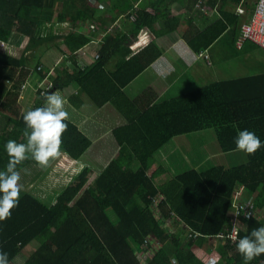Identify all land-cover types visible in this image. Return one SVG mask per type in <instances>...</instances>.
<instances>
[{
  "label": "trees",
  "instance_id": "16d2710c",
  "mask_svg": "<svg viewBox=\"0 0 264 264\" xmlns=\"http://www.w3.org/2000/svg\"><path fill=\"white\" fill-rule=\"evenodd\" d=\"M138 1L0 0V42L4 48L6 45L15 48V44L17 49H22L21 56L16 57L0 48V116L3 118L0 171L6 170L9 160L5 143L10 139L26 143L24 113L18 98L31 73L36 71L40 78L31 109L42 107L47 93H63L67 87L74 86L77 94L68 99L69 103L66 101L69 114L76 113L75 107H82L80 95L83 94L96 107L112 105L118 112V122L103 124V130L96 126L84 131L69 118L65 121L67 129L61 137L59 151L87 162L79 174L66 182L63 178L58 181L50 177V184L57 181L54 185L41 184L46 175L42 170H53L50 164L56 156L46 166L32 159L17 165L27 186L32 182L31 176L41 186H54L49 192L55 201L45 203L22 188L18 206L12 209L10 218L0 221V249L8 253L10 264L17 263L34 242L38 247L24 264H144L141 255L150 252L144 248L150 236L160 246L147 264H207L197 256L196 248L208 247L207 243L214 240L221 246V259L216 264H243L236 244L223 242L218 236L229 232L235 223L240 238L253 228L264 226V146L254 154L247 153L248 161L240 165L216 164L201 169L205 165L203 159L181 173L175 171L178 163L188 162L192 154L186 153L182 144L179 149H172L165 161L158 156L159 151L186 135L207 129L216 131L223 153L239 151L234 139L244 129L254 132L264 144V94L233 93L231 81L205 83V79L186 78L184 83L169 80L170 92L161 99L148 81L137 94L126 93V87L134 79H148L151 67L169 77L171 71L162 67L160 61L166 65L180 61L175 53L166 51L161 41L163 35L173 31L168 23L171 14L165 10L168 5L162 9L161 0L158 4L151 2L154 12H150L148 0H142V5H137ZM194 1L197 6L199 0ZM243 1L207 0V8L218 12L217 20L196 32L189 29L185 39L174 30L172 41L178 44L186 41L188 49L200 52L231 31L237 42L243 19L226 10L233 2ZM118 20L123 21L124 30L116 31ZM161 21L164 26L158 30ZM65 24L71 25L70 34L55 32L57 26ZM147 30L158 36H150L149 44L134 50L136 39ZM15 32L29 36L25 48H22L25 38ZM58 45L62 58L49 66L42 59ZM40 47L48 49L35 59ZM34 59L37 61L32 67ZM193 75L189 71V76ZM179 83L183 86L179 87ZM249 105L253 107L251 124H239L242 112L246 118L244 112ZM193 142L195 146L191 150L196 147ZM99 145L100 150L106 148L105 169L90 187L83 189L92 165L85 155L98 153ZM203 152L199 146L195 153ZM158 159L163 164L150 174ZM100 166L97 164L95 168ZM164 175L168 182L160 185L159 176ZM109 212L115 213L117 222ZM170 219L182 229L173 232L166 227ZM191 232L201 235L194 239L189 237ZM251 264H264V255L256 257Z\"/></svg>",
  "mask_w": 264,
  "mask_h": 264
},
{
  "label": "crops",
  "instance_id": "0c3cea01",
  "mask_svg": "<svg viewBox=\"0 0 264 264\" xmlns=\"http://www.w3.org/2000/svg\"><path fill=\"white\" fill-rule=\"evenodd\" d=\"M159 0H148V10L150 12H154L153 7L151 5V2L153 4H158ZM160 8L164 9L169 7L167 12L171 14V17L169 18L168 23L172 27L173 31L177 30L178 33H180L183 38L184 35L189 31L191 32H196L197 29L202 28L203 26H208L210 23L214 22L217 20L219 15L217 14L218 12L215 10V8H210L201 15V13L198 11V8H196V4L194 0H161ZM140 4L137 5H142V0L138 1ZM195 4V7H194ZM245 5V10H246V15L245 17H242L239 13H236L238 7L240 5ZM257 4V0H245L244 2H240V4H234L233 6L229 7L228 6V12L238 15L242 17L243 23L249 18L251 14L254 11L255 5ZM202 11V10H200ZM124 20V19H122ZM122 20H118L119 24L116 26V31L120 28L124 30V24ZM192 20L191 22L193 23L190 26L189 21ZM177 21L180 23L178 24ZM203 23V24H202ZM242 23V24H243ZM164 26V22L161 21L157 25L158 30H162ZM172 31V32H173ZM171 32V35L167 40H165V36L170 34L163 35L164 37H160L161 41L164 42L165 46L168 49V53L172 52L173 54L175 53L176 56L179 57V62L175 63L174 65H171L174 67L173 71H171L169 77H165L162 74H158L157 71L154 68H150V70L147 72L149 74V77L147 79V83H151L152 85L155 86L157 92L160 94V99L162 96L164 97L170 92V83H177L178 81H181L184 83V79L186 78L187 80H197V79H205V83H214L217 81H231V84L233 85V93L239 94V95H245V96H250L252 93H259V94H264V76L260 77L261 75H264V49L260 48L253 42H247L246 45L242 48H238L236 44V38L233 36L231 31L225 32L222 37H220L214 44H212L208 49L206 50H201L200 52L193 51L192 49H188V43L184 41L182 44H178L176 42H173V33ZM17 33V32H15ZM150 32V30H147V32H144L142 36L138 39H136L134 46H132L135 50V48L138 49V47H143V45H147L150 43V36L153 38L158 36ZM239 34V33H238ZM20 36H23L25 39H27L29 36H25L22 34H18ZM29 39V38H28ZM156 39V38H155ZM185 39V38H184ZM138 40V41H137ZM23 40L22 48H25L26 46V41ZM176 43V44H175ZM61 47H64L65 44H61ZM60 46L58 45L57 51L55 53H47L45 57L42 59L43 62H45L47 65L53 66L55 63L57 64L58 61L61 60L62 58V49H60ZM174 46V47H173ZM236 48L237 51H234L233 54H231L229 57V62L228 65H218L219 60V53L223 51L224 48ZM13 50L17 48H12ZM11 48L6 49L7 52L10 54L16 56V53L13 52ZM46 47H40L36 52H35V59H39L40 55L45 51ZM19 52H22V49H18ZM137 51V50H136ZM14 53V54H13ZM95 53V51L93 52ZM204 56V58H203ZM17 57V56H16ZM91 59V58H88ZM115 62L117 59H114ZM170 60V58H169ZM37 61V60H36ZM171 61V60H170ZM204 63H201V62ZM179 68L181 71L178 73V78L177 81L174 80L173 76H175V70ZM193 70V77L189 76V71ZM30 78L32 83L30 82ZM39 75L36 73H31L29 78H28V83H25V87L22 90V93L20 97L18 98V104L22 108H25L23 106V103H29L30 98L33 97L29 93H32V90H35L36 92V87L39 82L38 80ZM40 79V78H39ZM141 78H136L134 79L127 87H126V93H130L132 89H136L138 86L144 85L145 82H140ZM138 80V81H137ZM30 84H35V86H29ZM198 85L200 84L199 82L197 83ZM28 86V87H27ZM71 88L70 92H67L65 94V102L68 101V99H72L74 94H77V88L74 86H69ZM28 88V89H27ZM32 88V89H31ZM27 89V94H29V101L27 100V97H25L23 94L26 92ZM240 92V93H238ZM64 93V92H63ZM133 96V95H130ZM80 100L82 101L83 105L81 108L75 107L74 110L76 112L82 114L83 110H87L89 112V116H82L85 117L88 121L90 120L91 117L97 116L100 117L101 114L106 115L110 109L113 107L112 105H106L103 108H98L95 106V104L84 94L80 95ZM35 104V99L33 101ZM29 105V104H28ZM72 106V105H71ZM73 107V106H72ZM31 105H29V109H31ZM28 109V110H29ZM27 110L22 111V113L26 112ZM252 112H253V107L252 105H249V107L245 110L244 114H246V118H243V112L241 113V119L238 121L239 124L243 125H248L251 124L252 120ZM264 123V121H263ZM96 126H103V123H97L94 127H84V131L90 130V128H95ZM211 133V139L208 141L202 140L200 142H193L190 137L191 134L186 135L182 139L186 138V150L189 153H195L196 149L199 146H202L204 152L202 155L198 157V164L202 163V160L209 158L213 163L215 164H222L224 167H233L235 165H240L243 163H246L248 161V155L246 152L243 151H235V152H229V153H223L221 152L220 146L218 144V139L216 136V131L214 129H207ZM206 131V130H205ZM203 132V131H201ZM199 133V132H198ZM179 140L168 147H171L172 149H179L180 145L182 144V147L184 146L183 140ZM98 143H100V139L97 140ZM191 142L196 144V147L191 150L192 145ZM92 147V146H91ZM101 146H96V149H98V153L92 154V153H87L85 157L87 159H90L92 161L91 168H89L90 173L89 176L92 175V181H96L97 177L99 176V172L103 169H105V163H107V160L105 157L102 155V152L100 150ZM60 156L65 155L68 158H71L69 155H67L64 151H59ZM187 155V154H186ZM58 156V155H57ZM56 156V157H57ZM73 159V158H71ZM74 160V159H73ZM55 161V159H54ZM75 162H79L82 164V167L86 166L85 161L82 160H75ZM101 165L99 168H95V165ZM163 163L161 162L160 159H158L157 163L153 166V168L150 170V174H154L162 165ZM104 165V166H103ZM153 172V173H152ZM162 177V178H161ZM159 176L160 180L165 181L164 176ZM94 183V182H93ZM92 183V184H93ZM91 184V185H92ZM246 197V194H245ZM110 217L114 220V222H117V216L113 212H109ZM264 214V211H263ZM167 225H169L171 228L177 230L182 229L180 226H177L174 222V220L170 219L167 221ZM174 232V231H173ZM208 247H201V248H196V254L200 259H203L205 263L207 264H216L218 261L221 259V255L219 252V248L221 247L219 245V242L217 240L210 241V243H207ZM38 247V244L34 242L33 244H30L24 252V256L20 257L18 259L17 263H12V264H24L28 255L30 253H33ZM159 247V246H158ZM146 255H148L149 258H154L155 255L150 254V252H147ZM174 264H176L174 262Z\"/></svg>",
  "mask_w": 264,
  "mask_h": 264
},
{
  "label": "clouds",
  "instance_id": "9594fccd",
  "mask_svg": "<svg viewBox=\"0 0 264 264\" xmlns=\"http://www.w3.org/2000/svg\"><path fill=\"white\" fill-rule=\"evenodd\" d=\"M166 50L168 51L167 48ZM168 66L171 65L162 67L168 70ZM65 103L61 95L55 92L47 93L42 107L29 109L23 114L25 124L23 136L26 143H18L14 139L5 143L9 160L6 170L0 171V193L3 194L0 196V221L10 218L12 209L19 203L22 186L17 165L32 159L39 165L46 166L51 158L59 154L61 137L67 129L65 121L69 116L65 110ZM234 143L237 150L248 154H254L264 146L260 138L247 129L237 132ZM233 231H237L236 223L233 224ZM236 250L242 256L243 264H251L256 257L264 255V226L253 228L248 235L239 238ZM0 264H10L8 253L2 249Z\"/></svg>",
  "mask_w": 264,
  "mask_h": 264
},
{
  "label": "rangeland",
  "instance_id": "374dc122",
  "mask_svg": "<svg viewBox=\"0 0 264 264\" xmlns=\"http://www.w3.org/2000/svg\"><path fill=\"white\" fill-rule=\"evenodd\" d=\"M204 13H205V11H204ZM73 31V29H72V27H71V25H69V24H65V25H61V26H57L56 28H55V32H60V33H64V34H70L71 32ZM180 34V33H179ZM170 35L171 34H168V35H166L165 36V40H167V38H169L170 37ZM28 38L27 39H25V41H26V44H27V42H28ZM14 46H15V48H17V46L15 45V44H13ZM144 46V45H143ZM174 47V46H173ZM0 48L3 50L4 49V51H7L8 49H12L13 47L11 46V47H8L7 45H6V47L4 48V44H2L1 42H0ZM7 49V50H6ZM136 49V48H135ZM13 50V49H12ZM57 51V49H53V50H50L49 51V53H55ZM234 51H237V49L236 48H233V47H231V48H224L223 49V51H221L220 53H219V57H218V60H219V63H218V65H228V62H229V56L231 55V54H233V52ZM13 52L14 53H16V56L17 57H20L21 56V54H22V52L20 51L19 52V50L18 49H15V50H13ZM13 53V54H14ZM180 56H178V58H179ZM203 58H204V56H203ZM36 64V60L34 59V61L33 62H31V65H32V67H33V64ZM201 63H204L203 61L201 62ZM160 65H162V66H167L166 65V62L165 61H160ZM50 66V65H49ZM173 69H174V67H172V66H168V70H170V71H173ZM167 70V71H168ZM180 69L179 68H177L176 70H175V76H173V78H174V80H176L177 81V78H178V73H180ZM193 71V70H192ZM145 81H147V78L146 77H142L141 79H140V82H145ZM182 81V80H181ZM30 82L32 83V81H31V78H30ZM40 82V81H39ZM181 84H182V86H183V83H179L178 85H179V87L181 86ZM29 85H31V86H33V84H30L29 83ZM28 87V86H27ZM142 87H144V85H141V86H138L136 89H132L131 90V94H137L138 92H140V89L142 88ZM28 89V88H27ZM27 89H25L26 90V92L23 94L25 97H27V100L29 101V94L31 95V96H33V97H31L30 98V101H29V103H23V106H25V108H22V111H24V110H28L29 109V105H31V107H33V105H34V103H33V101H34V99H36V92H34V90H32V93H29V94H27ZM32 89V88H31ZM35 89H37V87L35 88ZM70 90H71V88L70 87H67L66 89H64V93H57V94H59V95H61L64 99H65V94L67 93V92H70ZM45 103V102H44ZM29 104V105H28ZM65 110L68 112V114H69V111H70V107L68 106V104L67 103H65ZM21 111V112H22ZM117 111L112 107L111 109H110V111L106 114V115H103V114H101V116L100 117H97V116H93V117H91L90 118V120L88 121L85 117H82V116H86V117H88L89 116V112H88V109L87 110H83V112H82V114H80V113H78V112H76V113H73L72 115L71 114H69V116H68V118L71 120V121H73V122H75L76 124H78L79 126H80V128H83L84 129V127H94L97 123H103V124H113V123H117L118 122V120H116L117 119ZM3 118H2V116H0V121L2 120ZM100 129L101 130H103L104 129V126H100ZM211 133L208 131V130H206V131H203V132H199V133H197V134H194V135H192V136H190V137H187V138H191V140H193L194 142H200V141H202V140H206V141H208L209 139H211ZM183 140V143H184V146H183V150H184V148H186V145H185V143H186V138L185 139H182ZM171 150H172V148L171 147H168L166 150H164V151H159V154H158V156L161 158V160L162 161H165L167 158H168V156H169V154H171ZM101 151L103 152V154H104V152H106V148H103V149H101ZM186 153H187V151H185ZM182 153V152H181ZM180 153V154H181ZM200 156V154L199 153H192L191 154V157L188 159V162H186V160H185V162H179L178 163V166L176 167V169H175V171L177 172V173H181L183 170H185V168H187L188 166H191V164L192 165H194L195 164V162H199L198 161V157ZM104 157H108L107 155H105L104 154ZM50 163V162H49ZM207 163V164H206ZM214 165H216L215 163H213L209 158H207V159H205V165L204 166H202L201 167V169H206V168H210V167H212V166H214ZM83 165L82 164H80L79 162H75V160H73V159H71V158H68V157H66L65 155L63 156V155H61L60 156V153L58 154V156H57V159L55 160V161H52V164H50V168H53V170L52 169H50V170H52V171H50V170H45V169H43L42 171L43 172H45L46 173V175H45V177H44V182L43 183H41V184H44V183H47V184H49V185H54V183H56L57 181H55L54 183H52V184H50L49 183V178L50 177H53V180H58V181H60L61 180V178H63V180L62 181H64V182H66V180H68V178L69 177H73V175H75L76 173L77 174H79V172L81 171V169L83 168L82 167ZM56 171V172H55ZM58 172V173H57ZM55 173V174H54ZM153 173V172H152ZM76 174V175H77ZM31 178H32V182H31V184L29 185V186H27L26 185V183L24 184L23 182H22V178H21V180H20V185L22 186V188H24V189H26V190H28V191H30L32 194H34V195H36L41 201H43V202H45V203H47V202H54L55 200V197L53 196V194L52 193H50L49 191H50V189H53L54 188V186H48V185H46V186H41L39 183H37V181L35 180V178H33L32 176H31ZM94 181H92V175H90L89 176V178H88V181H87V183L85 184V186L83 187V189H87L88 187H90L91 186V184L93 183ZM168 182V180H167V177H165V183H167ZM164 183V184H165ZM160 184V183H159ZM160 185H163V181H161V184ZM53 187V188H52ZM54 191V190H53ZM82 191L83 190H81L80 191V193L79 194H81L82 193ZM161 221H163V219H160ZM239 224L240 225H244V223H242V222H239ZM165 226L166 227H168V228H171L169 225H167V224H165ZM174 232H176V230L175 229H173V228H171ZM149 240V244H146L145 245V249H149L150 250V254H152V255H155L156 253H157V251H158V249H159V247L158 246H160L159 244H158V242L156 241V239L153 237V236H150L149 238H148ZM149 259H151V258H149L148 257V255H146V254H142L141 255V261L144 263V264H147L148 263V261H149Z\"/></svg>",
  "mask_w": 264,
  "mask_h": 264
},
{
  "label": "built area",
  "instance_id": "2783aa9c",
  "mask_svg": "<svg viewBox=\"0 0 264 264\" xmlns=\"http://www.w3.org/2000/svg\"><path fill=\"white\" fill-rule=\"evenodd\" d=\"M207 0H199L197 4V8L204 11H206ZM236 13H239L242 17H245L246 10L245 5H240L236 11ZM247 42H253L260 48L264 49V0H257V4L255 5L254 11L250 16V19L248 18L241 27L240 36L236 42L237 47L243 48ZM53 47V46H52ZM46 48L45 50H47ZM67 51V49H65ZM49 88V87H47ZM237 231L234 232L233 228L229 230V232L222 233L218 236V239L228 243L231 241L232 244H236L237 240L240 238V230L238 225L236 224ZM187 230H190V228L185 227ZM201 234L199 233H193L191 232L189 237H193L194 239L199 238Z\"/></svg>",
  "mask_w": 264,
  "mask_h": 264
}]
</instances>
